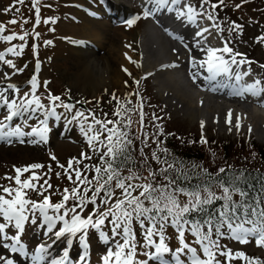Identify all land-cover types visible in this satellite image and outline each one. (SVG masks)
Listing matches in <instances>:
<instances>
[{"label": "snow or ice", "instance_id": "obj_1", "mask_svg": "<svg viewBox=\"0 0 264 264\" xmlns=\"http://www.w3.org/2000/svg\"><path fill=\"white\" fill-rule=\"evenodd\" d=\"M16 2L23 4L25 0H16ZM152 2L154 7L150 11L143 12L145 17L151 15L152 11L169 4V0H152ZM246 2L247 0H241V3L235 4L234 7L239 9ZM171 3L179 4V0H171ZM31 4L35 10V25H39L40 0H31ZM222 6L226 7L225 0H218L216 3H212L211 0H200L198 10L191 0H186L184 10L178 7L177 11L179 17H186L191 23H195L197 17L216 21L218 19L216 9ZM3 11L8 12L9 9L5 8ZM138 19L139 16H135L127 19L125 23L131 27ZM27 22L25 20V23ZM50 22L55 24L56 19L48 17L43 20L44 24ZM9 23L16 24L17 20L11 19ZM211 27L219 33L225 31L219 23H214ZM5 30V25L0 23V40L12 41L17 38L15 32L4 35ZM50 30L54 31V29ZM240 30L242 26L235 21H232L227 29L229 33ZM205 33H209V28H201L195 35L202 37ZM32 34L36 38L40 36V33L35 32L34 29ZM29 35V32H24L18 38L25 41ZM44 43L51 44L52 41L46 40ZM197 44H200L199 40ZM229 44L230 41L225 40L222 47L201 45L205 57L198 60L192 56L190 63L193 68L204 69L208 74L204 78L209 81H217V78H221V83L224 80L241 81L251 71L250 66L248 71L240 70L241 66L246 63L250 65L251 62L246 61L243 58L244 54L234 51ZM17 47L22 50L25 44L13 45L6 51L19 56L22 53L17 51ZM36 48L37 45L33 44V49ZM128 59L139 66V63L131 57ZM0 62L15 67L12 60L5 59L4 52H0ZM39 66L40 62L37 60L36 67ZM123 71L132 76L128 68H123ZM4 75L7 77L8 73ZM199 75V71L191 73L193 82H196ZM133 82L138 86L140 79L133 78ZM29 83L31 96L28 99L21 98L20 102L10 99L8 95L9 90L19 91L15 84L9 83L6 87H0V103L8 109L4 119L0 120V140L10 141V138L17 137L23 143L22 138L27 136L34 137L28 141L29 143H47L50 131L48 117L60 118L63 114H58L57 108L62 107L66 113H73L75 110L71 119L79 125L86 147L91 150V154L89 151H81L78 157H70L66 165L60 163L54 154L51 155V160L62 169L63 176L72 185L70 188H63L60 193L61 199L55 203L52 201L53 185L50 179H45L46 176L50 177L53 171L51 164L45 166L34 162L24 166L14 165L15 175L5 174L4 178L12 181L14 186L0 185V193H2L0 217L4 221L0 222V247L11 249L12 252H24L21 233L25 231L26 222L37 223L42 218L47 228L45 234L49 235L51 244L41 243L36 247L35 254L31 257L32 264H41L49 255L48 249L60 238L71 244L72 238L78 237L87 249L90 230H96L106 244V251L100 258V264H150V262L233 264L237 259L243 260L246 264H264V260L250 257L244 251L234 252L220 242L223 237L228 236L241 244H247L254 239L258 247H264V182H261L259 190L255 191L254 185L241 186L242 176L222 178L204 169L207 178L202 182L191 183L193 178L187 171H181V168L177 167L182 162L175 158L170 161L169 150L161 146L163 141L159 139V135L163 134V127L155 124L156 133L150 134L145 131L146 114L142 102L138 104V123L144 136L141 140L144 147L139 149L142 157L140 168L143 172L126 168L127 163L134 159L131 150L135 144L130 138L129 131L133 121L127 115L133 109L126 107L115 93L111 94L112 100L116 101V107L112 112L114 118H108L107 112L103 113L104 118H100L92 109L81 111L76 108V104L89 102L77 101L73 104L50 92L47 94L49 105H45L41 96L36 94L39 87L37 75L34 74ZM44 83L46 86L48 82ZM124 83L127 87L128 82ZM260 83V80H256L253 84L238 87L231 94L238 96H243L246 92L259 94L264 91V88L258 87ZM134 94L140 95L138 91ZM127 95L131 96L133 93ZM24 96H29V93L26 92ZM96 103L99 104V101ZM128 103H131V100H128ZM38 110H44V119L39 120V126H31L28 132H25L19 124L12 127L5 122ZM152 119L156 121L160 117L153 114ZM240 119L238 115L235 118L237 130L241 127ZM225 123L230 126L229 131H231L233 123L231 109L225 115ZM203 127L204 122L201 121V143H207L203 135ZM135 139L140 137L136 136ZM149 139H153L157 145V148L150 152V156L144 154V148L149 147ZM94 157L97 162L85 163V161H93ZM152 162H155L157 167H153ZM45 167L46 172L38 171ZM218 172L226 173V169L221 167ZM25 173H29L26 178H24ZM55 175L60 178L62 173L56 172ZM41 180L43 183H40ZM217 188L219 192L215 190ZM30 193H36L42 199H33ZM217 201L220 202L218 206ZM89 205H91L90 210ZM9 225L17 230L11 237L7 232ZM170 226L175 228L179 241V246L174 249L169 245L166 237V229ZM105 228L108 231H105ZM188 233H191L194 243L188 241ZM53 237L55 239H52ZM9 240L12 242H6ZM168 254L170 257L166 258ZM88 255V251H83L75 264H88ZM221 256L224 260L219 259ZM0 264H14V261L0 255ZM50 264H73L68 248L63 250L62 256L51 259Z\"/></svg>", "mask_w": 264, "mask_h": 264}, {"label": "rangeland", "instance_id": "obj_2", "mask_svg": "<svg viewBox=\"0 0 264 264\" xmlns=\"http://www.w3.org/2000/svg\"><path fill=\"white\" fill-rule=\"evenodd\" d=\"M76 1H82L80 4H85L91 10L104 12V16L109 20L108 30H100L97 36L96 42L83 41L84 30L86 28V19L92 17L90 13L87 14L86 9H81L77 7ZM112 6L108 10L105 9V5L100 2V0L84 1V0H40V15L41 23L35 25V10L32 8L31 0H25L23 4L17 3L16 0H0V23L5 25V32H15L17 33V38L1 44L0 42V52H4L5 59H10L13 61L15 67H10L8 65L0 62V87H6L7 84L13 83L17 86L19 91L9 90L10 99H16L17 102L21 101V98L28 99L31 96L30 93V79L35 74L38 77L39 87L36 94L41 96L42 103L49 105V100L47 94L50 92L54 95L60 96L63 100H67L70 103L76 104L77 101H87L89 103L76 104V108L83 111L85 109H92L97 113L100 118L103 117V113L107 112L108 118L112 117V112L116 107V101L112 100L111 94L115 93L117 97L120 98L121 102L125 104L126 107L131 106L133 110L138 107L139 103H143V98L145 95L152 97V102L157 104L159 107V113L164 114L165 117L171 124H181L184 128L191 130H201V121L199 119H194L189 116L182 108L168 102L166 100V94L161 84V78L156 67L154 73L152 70H146L144 66H137V64L132 63L131 66L128 64H123L121 62V52L120 49L125 45V42L130 40L133 41V36L137 33L149 35V29L153 23H156L152 17L143 15L146 10L145 7H141L139 0H120L122 4L126 5V8H122L121 4L117 2L116 4L109 0ZM93 2V3H91ZM193 4L200 5V0H191ZM212 3L218 2V0H211ZM241 3V0H225V6L218 7L216 13L218 14V19L216 23H219L222 28L225 29L223 33L213 30L210 35L203 37L204 42L206 39L205 46H209L211 39L216 36L217 47H222L225 40L230 41L229 46L234 49V51L244 54L243 58L246 61H250L249 64L242 65L244 67L249 66L251 68L250 76L253 80H260L262 86L264 87V0H247L243 3L241 8L236 9L235 4ZM8 8L9 11H3ZM19 9V11H16ZM211 10V9H209ZM86 12V13H84ZM136 12L139 19L136 23L128 27L126 24H122L118 20L119 17L130 18L129 14ZM102 16L104 19L105 17ZM48 17H54L56 23L44 24L43 20ZM95 18V17H93ZM11 19H16V24H10ZM25 20L28 22L25 23ZM201 21H205L206 18L201 17ZM232 21L240 24L242 30L238 32L229 33L227 29L230 27ZM210 22V21H208ZM35 26V28H34ZM193 27L184 34L183 39L190 40L194 42V31ZM40 32L41 37L36 38L31 31ZM50 29H54L50 30ZM17 30V31H15ZM20 31V32H19ZM24 32H29L30 35L25 41H21L18 36ZM19 34V35H18ZM51 40V44H45L44 41ZM79 40V42H78ZM198 40V39H197ZM100 41V42H99ZM25 47L21 50L17 47V51H21V55L16 56L12 53H8L5 48L7 43H10V47L13 45L19 46L24 44ZM74 42H78L75 43ZM33 44L37 45V51L33 49ZM82 46L84 48L83 53L79 52L78 49ZM196 48H202L196 43H194ZM5 48V49H4ZM4 50V51H3ZM87 58L88 61H95L99 63V66L104 69L105 62L109 59L111 60L112 68L108 69L107 73L103 74L102 82L94 85L90 83H85L84 80H78L77 82L71 81V77L78 74L82 70L81 66H78V55ZM122 58H124L122 56ZM39 60L40 66L36 67V62ZM178 62V61H175ZM101 68V69H102ZM123 68H128L132 73L129 76L123 71ZM175 69V67H171ZM17 69H23V71H17ZM33 69V70H32ZM247 69V70H248ZM114 72L118 73L119 82H114L111 76ZM5 73L8 76L5 77ZM151 73V75H147ZM104 77V79H103ZM100 78V76H98ZM133 78L140 79V84L137 86L133 82ZM45 81L47 85L45 86ZM125 81L128 82V86H125ZM203 90L202 88H200ZM138 91L139 96L134 93ZM29 93V96L25 97V93ZM133 93V95L128 96L127 94ZM145 94V95H144ZM246 98L245 100L249 103H254L255 106L260 107L264 110V100H260L262 104H257L253 102L251 98L241 96ZM142 98V100H141ZM239 98V97H237ZM131 100V103H128ZM99 101V104L96 102ZM109 101H112L109 103ZM8 109L0 110V120L4 119V115L7 113ZM75 111V110H74ZM73 113H66V110L57 108L60 118L48 117V125L50 131L48 133L49 139L47 143H29L34 137H23V143L20 142V138L12 137L10 141L0 140V185H10L13 184L12 181L6 180L5 174L14 176L15 172L13 166H24L34 162H39L45 166L52 165V173L50 177L46 176L45 179H50V183L53 185L51 190L52 201L58 202L61 199L60 193L64 187L70 185L66 177L63 176L62 169H60L55 161L51 160V155H55L60 163L67 164V160L70 157H78L81 151H89L87 149L86 141L80 131V127L77 122L72 121L71 117ZM147 112V108L144 110ZM25 115L29 116L27 124H25V118L23 121L19 120V116L13 118L12 121H5L10 126L14 127L17 124L23 127L25 132L31 130V126H39V120L44 119V110H38L37 112H28ZM133 127H138V122L134 120ZM239 130L235 126H231V131H229L230 126L220 124L219 121L212 122L203 127V133L209 137H219L223 139L235 140L240 137L248 139L252 137L256 142L264 145V141L259 140L254 133H252L250 128L244 126L242 122ZM67 127H70L69 129ZM68 129V130H67ZM248 153V157L254 160V165H259L258 157L252 150ZM41 173L46 172L47 168L38 170ZM56 172H61L60 178L55 175ZM127 172H125V175ZM146 174V173H144ZM29 173L24 174L26 178ZM43 183V180L40 181ZM14 186V184H13ZM2 194V193H0ZM33 199H42V197L37 196L36 193H30ZM90 210V208H89ZM51 214V211H50ZM0 222H4L3 218L0 217ZM59 223V222H58ZM249 226V225H247ZM138 227V226H137ZM250 227V226H249ZM108 231L107 228L104 229ZM139 230V229H138ZM16 229L9 225L7 230L9 237L16 233ZM47 228L46 224L43 222L42 218L37 223L26 222L25 231L21 233V242L25 246L24 252H12L11 249H4L0 247V255L4 256L6 259H12L14 264H32L31 257L35 254L36 247L44 243V240L51 242L49 235H46ZM110 235V233H109ZM166 237L169 245L174 249L179 246V241L174 227H168L166 229ZM52 239H55L53 237ZM187 239L189 242L194 243L191 233L187 234ZM11 243L12 241H6ZM221 244L227 248H231L234 252L244 251L246 254H255L264 256V247H258L255 244V240H251L247 244H241L234 239L225 236L221 239ZM88 248L85 249L84 245L81 244L78 237L72 238V243L68 244L64 238L56 240L55 244H52L51 249L53 254L45 258V261L51 260L60 256L63 250L67 247L70 255V260L75 264L78 260L79 255L83 251L91 250L92 261L88 264H100V258L106 251L105 241L100 238L99 233L96 230H90L87 237ZM76 246L74 248L71 245ZM71 247V248H70ZM51 256V257H50ZM88 255V261H89ZM170 254L166 256L169 258ZM143 258V257H142ZM219 259L224 260V257H219ZM41 262V264H44ZM150 264H157V262H150ZM233 264H246L243 260H234Z\"/></svg>", "mask_w": 264, "mask_h": 264}, {"label": "bare ground", "instance_id": "obj_3", "mask_svg": "<svg viewBox=\"0 0 264 264\" xmlns=\"http://www.w3.org/2000/svg\"><path fill=\"white\" fill-rule=\"evenodd\" d=\"M112 2L115 4L119 2L122 8L127 7L120 0H112ZM180 3H183L182 0H179V4H172L171 0H169L168 5L152 11L151 15L156 19V23H153L149 29V35L137 33L133 36V41H126L125 45L120 49L121 62L131 66L132 63L128 59V57H131L132 60L139 63V66H144L146 70L155 72L154 67H156L158 71H161L159 77L166 94V100L182 108L192 118L203 121L205 125L219 121L221 125L229 126L225 123V115L231 109L233 112V123L231 126H235V118L238 115L241 118L240 122L245 127L250 128L259 140L264 141V110L255 106L252 102L249 103L244 97L232 95L231 93L234 92L232 90L228 91L227 89L219 88L212 81L203 80L201 74L205 73L208 75L207 72L204 69L193 68L190 63V57L195 56L198 60L203 59L205 52L202 48L194 46L197 36H193L194 42L183 39L184 34L187 32L186 30H190L192 26H195V23L187 22L186 17H179L177 8L184 10L183 5H180ZM139 4L149 11L154 7L152 0H139ZM93 12V17L95 18L86 19L84 43L85 41L97 43L96 39L100 30H108L109 20L104 16L105 13L100 11ZM174 30L180 33L177 37L178 40H181L180 42H176L172 38ZM204 42H200L199 46L207 47ZM83 50L82 46L78 49L82 53ZM86 59L80 54L78 55V66H81L82 70L78 74L73 75L71 81L77 82L80 79L84 80L85 83L97 85L102 82L103 74H108L107 70L113 69L109 59L106 60L104 69L99 66L98 62H91ZM171 67H175V69ZM193 71L200 72L196 82H193L191 78ZM117 76L119 74L114 72V75L111 76L112 81L119 82L120 80ZM217 81H221V78H217ZM229 82L224 80L222 87L227 88ZM243 96L251 98L257 104H262L259 99L245 94ZM46 244L50 243L47 242ZM48 251L53 254L51 248ZM50 261L47 260L43 263L50 264Z\"/></svg>", "mask_w": 264, "mask_h": 264}, {"label": "trees", "instance_id": "obj_4", "mask_svg": "<svg viewBox=\"0 0 264 264\" xmlns=\"http://www.w3.org/2000/svg\"><path fill=\"white\" fill-rule=\"evenodd\" d=\"M17 31V30H15ZM20 32V31H19ZM33 33V31H31ZM31 33V35H32ZM40 33V32H39ZM41 37V33H40ZM145 95V94H144ZM143 111L147 108L145 115V131L150 134L156 133L155 124H159L163 127V134L159 135V139L163 141L162 147L169 150L168 159L171 161L173 158L182 162L177 167L181 168V171H187L188 175L193 179L191 183L204 181L207 177L204 173V169H207L209 173H213L214 176L222 178H231L233 175L242 176L241 186L247 187L248 185H254L255 191L259 190L261 182H264V145L256 142L252 137L244 139L242 137L229 140L216 136L209 137L204 133V137L207 143H201V131L191 130L184 128L181 124H171L164 114L159 113L158 105L152 102V97L145 95L143 98ZM128 108H131L129 106ZM155 114L160 117L159 120L154 121L152 115ZM131 117L133 124L131 126L130 138L134 140L135 147L131 150L133 160L129 161L126 168H132L134 171L143 172L140 168L141 153L140 148L144 147L141 144V140L144 139L143 133L140 131V126L133 127L134 120L139 122V108L127 113ZM114 118V117H113ZM139 136L140 139H135ZM149 147L144 148V154L150 156V152L157 148L153 139L148 141ZM252 150L258 157L259 165L255 166L254 160L248 157V153ZM97 162L95 157L93 161H85V163ZM153 167H157L155 162ZM193 165H199V167H193ZM224 167L226 173H219L218 169ZM70 184L67 187H71ZM219 192V189H215ZM239 199V197H235ZM55 203L56 201L53 200ZM59 202V201H58ZM219 201L216 205H219ZM91 209V205H89ZM251 226V225H250ZM250 257H258L264 260V256L248 254Z\"/></svg>", "mask_w": 264, "mask_h": 264}, {"label": "water", "instance_id": "obj_5", "mask_svg": "<svg viewBox=\"0 0 264 264\" xmlns=\"http://www.w3.org/2000/svg\"><path fill=\"white\" fill-rule=\"evenodd\" d=\"M82 105V104H81ZM83 106V105H82Z\"/></svg>", "mask_w": 264, "mask_h": 264}]
</instances>
